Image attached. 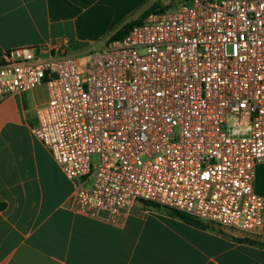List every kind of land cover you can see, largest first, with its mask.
<instances>
[{
	"label": "built area",
	"instance_id": "2783aa9c",
	"mask_svg": "<svg viewBox=\"0 0 264 264\" xmlns=\"http://www.w3.org/2000/svg\"><path fill=\"white\" fill-rule=\"evenodd\" d=\"M182 1L108 38L86 67L66 39L9 51L0 98L47 89L32 131L74 184L76 215L123 227L145 201L259 236L264 0Z\"/></svg>",
	"mask_w": 264,
	"mask_h": 264
},
{
	"label": "crops",
	"instance_id": "0c3cea01",
	"mask_svg": "<svg viewBox=\"0 0 264 264\" xmlns=\"http://www.w3.org/2000/svg\"><path fill=\"white\" fill-rule=\"evenodd\" d=\"M154 0H0V59L61 40L81 60ZM34 91L0 98V264H264V229L245 235L137 203L123 227L76 215L74 184L34 137ZM255 191L264 198V191ZM65 180L61 186L57 179ZM71 188V190H70ZM258 243V244H257Z\"/></svg>",
	"mask_w": 264,
	"mask_h": 264
},
{
	"label": "trees",
	"instance_id": "16d2710c",
	"mask_svg": "<svg viewBox=\"0 0 264 264\" xmlns=\"http://www.w3.org/2000/svg\"><path fill=\"white\" fill-rule=\"evenodd\" d=\"M166 10V8H157L156 5L150 7L148 10H145L136 20L134 21H131L129 22L128 24H126L121 30H119L117 33H115L111 38L112 39H119V38H123L124 36L127 35V33L134 27V26H137L139 24L142 23V21L152 12H155V11H164ZM139 203H142L144 204L146 207L148 208H153V209H158V208H161L159 207L158 205L156 204H153V203H150V202H145V201H140ZM6 207V205L4 203H1L0 202V210H4ZM171 213V215L175 216V217H178L180 219H182L183 221L189 223V224H192V225H196V226H199V227H203V225L200 223L202 221L198 220V219H195V218H192L190 216H187V215H184V214H181V213H178V212H175V211H169ZM258 244V243H257ZM260 246H263V244H258Z\"/></svg>",
	"mask_w": 264,
	"mask_h": 264
},
{
	"label": "rangeland",
	"instance_id": "374dc122",
	"mask_svg": "<svg viewBox=\"0 0 264 264\" xmlns=\"http://www.w3.org/2000/svg\"><path fill=\"white\" fill-rule=\"evenodd\" d=\"M182 2H183L182 0L181 1H178V0H154L153 6L156 5L157 8H164V9L166 8V10H174L179 5L186 4V2H183V3ZM89 56L90 55H88V54L81 55V66L82 67L88 66V63L90 60ZM46 93H47V89L45 87H43L40 90V98H42V99L46 98ZM99 162H100L99 156H93L92 157V165L93 166L97 165ZM57 181L61 186L65 185V183H66L65 180L60 179L59 177H58ZM256 186H257L258 191H264V168H261L258 171ZM70 190H71V188H70Z\"/></svg>",
	"mask_w": 264,
	"mask_h": 264
}]
</instances>
